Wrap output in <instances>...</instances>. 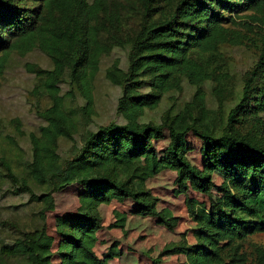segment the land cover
Masks as SVG:
<instances>
[{
	"label": "trees",
	"instance_id": "obj_1",
	"mask_svg": "<svg viewBox=\"0 0 264 264\" xmlns=\"http://www.w3.org/2000/svg\"><path fill=\"white\" fill-rule=\"evenodd\" d=\"M30 1L41 4L40 12L0 0V75L11 52L39 47L53 64L42 71L38 84L50 106L38 132L29 135L31 153L21 159V170L0 149V199L27 194L40 208L30 228L18 229L11 221L0 220V264H53L51 256L40 252L47 239V213L53 209V194L74 183L86 186L91 204L85 213L61 219L71 229L59 248L62 264H109L94 252L96 235L103 228L95 212L100 203L131 199L136 214L158 218L174 230L177 220L160 217L150 193L119 178L122 173L144 185L166 169L177 173L188 211L200 219L202 229L197 245L165 253L183 254L189 264H264V246L246 245L252 236L264 234V124L258 117L264 112V91L254 87L263 78L264 51L225 116L207 109L202 90L210 83L223 103L229 74L220 63V47L241 44L243 38L231 29L236 23L231 14L256 11L264 16V0H164L160 7H155L157 0ZM132 16L139 17L140 29L124 45L122 32ZM251 18L264 23L263 17ZM105 22L112 30L110 37L126 46L128 65H115L106 74L122 91L118 111L124 120L100 125L93 117V84L102 57L111 51L103 39ZM67 70L71 82L65 79ZM183 81L196 88L193 102L172 104L166 124L140 121ZM66 83L77 84L86 99L84 106L75 102L71 90L64 91ZM144 87L151 94L142 95ZM246 115L255 122L242 134L238 125H244ZM166 130L170 143L164 157L158 158L153 141L163 139ZM189 133L203 142V170L186 157ZM63 140L75 143L70 157L60 153ZM108 168V175H100ZM215 172L225 178L222 186L215 185ZM190 190L204 195L216 190L221 195L218 208L200 205L189 197Z\"/></svg>",
	"mask_w": 264,
	"mask_h": 264
},
{
	"label": "rangeland",
	"instance_id": "obj_2",
	"mask_svg": "<svg viewBox=\"0 0 264 264\" xmlns=\"http://www.w3.org/2000/svg\"><path fill=\"white\" fill-rule=\"evenodd\" d=\"M12 5L21 8H30L33 12H40L41 4L30 0H7ZM164 0H157V6H162ZM229 13H225L228 16ZM236 23L231 29L240 33L242 43L226 44L220 47V63L228 71V90L225 100H217L212 91V85L207 83L202 90L205 95L207 109L217 115L225 116L238 102L244 84L251 72L257 66L264 51V23L254 21L251 16L263 17L256 11L231 14ZM140 19L137 16L129 17L122 32L124 45L134 39L140 29ZM103 39L111 51L101 59L100 71L93 84L94 113L97 124L109 125L113 122H122L124 116L118 111V101L122 95L121 89L113 86L106 74L113 66L126 68L128 65L127 50L110 37L107 23L104 24ZM252 29V30H250ZM84 61L79 63V68ZM51 58L39 47L25 48L13 51L6 71L0 75V149L12 158L15 166H20L21 159L30 156L31 148L29 135L37 133L44 123L43 113L50 106V100L45 92L38 90L42 71L51 70ZM46 76H44L45 78ZM71 72L67 70L65 79L68 82ZM65 80V81H66ZM64 91H72L74 99L79 106H84L86 99L83 92L75 84L66 83ZM257 91H264L263 78L254 83ZM163 95L161 104L156 109H148L141 117L143 123L157 125L166 124L168 109L172 104L186 106L194 101L196 88L183 81L181 88ZM45 91V90H44ZM149 87L141 89L142 95L151 94ZM260 92V93H262ZM225 113V114H224ZM264 124V112L258 114ZM244 125H238V131L246 134L254 125V118L246 115ZM246 123V124H245ZM78 140L79 137H76ZM264 141V138H262ZM154 146L158 158L164 157L170 138L166 130L163 139L155 140ZM74 142L63 140L60 143V153L70 157L75 152ZM203 142L197 136L189 133L186 138L185 152L188 160L200 170L204 169L202 157ZM21 170L22 167H18ZM110 168L99 171L100 175H108ZM122 181L128 182L135 189L150 193L155 200L156 210L160 217L176 219L174 230H169L159 223L158 218L143 217L136 214V203L131 199L116 200L110 203H100L95 211L102 220V230L97 233V242L94 247L95 254L100 259L108 260L109 264H189L183 254L165 253L178 247H193L198 244V234L201 232L200 219L190 214L187 208L186 195L178 185V176L175 171L164 170L148 179L144 185L129 176L119 175ZM216 186H222L225 178L212 174ZM87 188L80 183L65 188L53 194V209L47 213V239L40 248L44 255L51 256L53 264H62L59 248L65 234L70 233V227L64 225L61 219L67 215L83 214L91 204L86 194ZM189 197L208 209H217L221 195L216 190L210 195H204L190 190ZM26 205V206H24ZM39 204L30 203V196H11L0 199V220H9L18 229L33 227L36 223V212ZM264 246V234L252 236L246 245Z\"/></svg>",
	"mask_w": 264,
	"mask_h": 264
}]
</instances>
